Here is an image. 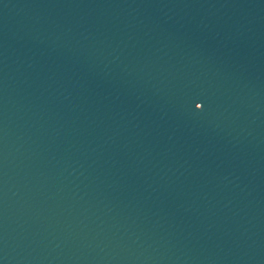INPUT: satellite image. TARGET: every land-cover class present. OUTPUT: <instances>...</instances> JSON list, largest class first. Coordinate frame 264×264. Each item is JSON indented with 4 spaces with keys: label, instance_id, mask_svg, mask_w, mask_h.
I'll list each match as a JSON object with an SVG mask.
<instances>
[{
    "label": "water",
    "instance_id": "water-1",
    "mask_svg": "<svg viewBox=\"0 0 264 264\" xmlns=\"http://www.w3.org/2000/svg\"><path fill=\"white\" fill-rule=\"evenodd\" d=\"M0 264H264V197L0 89Z\"/></svg>",
    "mask_w": 264,
    "mask_h": 264
}]
</instances>
